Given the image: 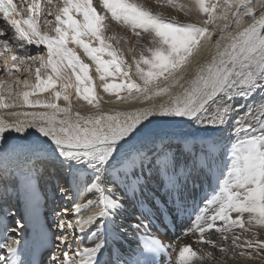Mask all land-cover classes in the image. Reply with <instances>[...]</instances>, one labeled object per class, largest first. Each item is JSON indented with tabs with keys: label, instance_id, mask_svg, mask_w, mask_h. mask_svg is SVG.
<instances>
[{
	"label": "snow or ice",
	"instance_id": "6c2138e0",
	"mask_svg": "<svg viewBox=\"0 0 264 264\" xmlns=\"http://www.w3.org/2000/svg\"><path fill=\"white\" fill-rule=\"evenodd\" d=\"M185 3L179 9L185 17L178 20L138 0H61L57 5L47 0L43 10L33 0L24 5L27 18L17 19L13 0H0V45L29 74V62H39L33 90L22 93V102L19 93L9 103L0 96V108L32 109L0 114V141L10 131L23 135L35 129L47 145V150L9 154L0 143V195L9 193L11 180L19 198L29 197L26 204L42 206L37 162L55 160L73 174V183L59 190L65 199L76 193L73 206L60 209L47 228L52 248L47 264H147L146 257L155 254L146 240L161 252L163 264H264V231L260 239L255 235L257 225L264 229V0ZM113 21L137 37L138 54L130 51L131 63L125 62L117 37L106 35ZM26 45L43 48L30 55ZM86 61L104 92L120 97L126 91L121 100L134 105L102 111ZM132 65L135 79L129 75ZM5 67L13 71L7 61ZM41 69L50 74L42 78ZM109 78L122 82L109 83ZM19 83L29 86L27 78ZM49 90L48 99L41 100L38 94ZM31 96L37 98L30 101ZM75 99L97 111H74ZM154 118L213 130L221 139L144 136ZM201 177L210 190L183 230L196 237L195 246L166 244L153 231L155 221L166 212H185L188 185L199 187ZM0 203V264H24V222L15 207ZM15 232L20 239L9 235ZM129 237L136 238L138 254L124 255L118 247Z\"/></svg>",
	"mask_w": 264,
	"mask_h": 264
},
{
	"label": "bare ground",
	"instance_id": "6f19581e",
	"mask_svg": "<svg viewBox=\"0 0 264 264\" xmlns=\"http://www.w3.org/2000/svg\"><path fill=\"white\" fill-rule=\"evenodd\" d=\"M138 2L144 3L145 6L149 7L153 12H156L160 10L161 8H163V10L166 13H170L171 15L175 16L176 19L178 20H183L185 17V13L182 11H179L181 5H183L184 7H187L185 0H160V3H157V0H138ZM93 3L95 4V0H93ZM109 33L110 34L106 33V35L111 36L114 34L119 40L118 47L121 51L124 52L125 62L131 63L132 56L130 55V51L135 49L138 54V49H139V44L137 43V37L133 33L132 29L113 21L111 24V31ZM69 47H72V45H69ZM77 52L78 54L82 55V51L80 49H77ZM205 55H207V51L202 53L201 57H198L196 60H193L191 67L195 68L196 64ZM105 59H108V58L106 57ZM6 60L7 61L11 60L10 55L8 56V59ZM88 63L90 64L89 71L92 77L93 88L98 98V102L100 103L101 110L115 112V111H119L122 109H130L134 105L135 102H124L121 100V97L126 96L127 92L122 91L120 93V97H117L114 94L104 92L102 82L100 81L98 74L95 72L94 66L91 65V62H88ZM68 71L70 72V70ZM134 71H135V65H132V71L129 73V75L133 76V79H135ZM46 74H50V70L44 69V71L42 72L43 78H46ZM72 79L74 81L75 78L73 77ZM28 81H29V87H31V85L34 83H32L31 79H28ZM108 82L109 83H121L122 80L120 78H116V79L109 78ZM4 83L1 82L0 85ZM9 88L10 87H8V91L10 90ZM25 90L32 91L33 89L32 87L30 89H27V87H25ZM72 91L74 93V89ZM7 93L9 94L10 92H7ZM50 94H51V90H49V92H46V93H39L38 96L41 100H47ZM4 97L3 99L5 103L12 102L15 99V98L10 97L9 95L4 96ZM36 98H37L36 96H31L29 99L31 101V100H35ZM21 102H22V96H21ZM58 103L61 106H66L63 100L58 101ZM72 107L74 111H79L82 115H90V114H93L95 111H97L91 105H89L87 101H84L83 99H75L72 102ZM14 110L31 111L32 109H29L26 107L22 109L0 108V114H4L6 116V114L9 111H14ZM174 133L187 134V135L199 136V137H214L217 140L221 139V137H219V135L213 130H203V129L196 128L188 123H180V122L171 123V122H166V121L155 119V118L153 119V122L147 126L143 135L149 136V135H155V134H174ZM0 143L3 144V151L8 152L9 154L19 153L21 151L30 152L32 150L40 149V148H44L45 150H47L45 138H43L35 129H28L25 131L23 135L15 131H10L9 133L6 134V139L3 141H0ZM64 170L67 172L66 176H63L62 172ZM46 171H48V175H50L48 177L50 183H53V181L57 183L62 178H63V181H62L63 187L64 185L65 187L70 186L73 183V174L66 168H63L61 165L56 163L55 160L38 161L36 179L37 180L41 179ZM196 182L199 184V187L194 189L192 184L189 183L187 191L184 194V207L186 208L185 212H176L174 210L171 212H166L164 215L160 216V218L157 221H155L153 231H155L156 234L159 235V237L166 244L167 243H180L182 246L184 242H191V244L195 246L196 237L192 236L191 234H187V235L183 234V230L192 224L194 220L193 212L196 210V204L200 202L201 196L203 195L204 191L210 190L208 183L202 177L200 179H197ZM50 183L46 187L48 190L50 189L49 187L51 186ZM56 193L57 192H55V190H50L46 198L50 202H56L57 206L60 205L62 206V208L64 207L71 208L73 206L74 198L76 196V193L74 191L71 193L68 199H65L61 194L57 196V199H54V197H56ZM16 197L18 196L16 195L15 190L12 189V187H10L9 193L7 195H0V200L6 201L9 206H12L10 205V203L12 201L14 202L16 200ZM0 206L3 207L2 203H0ZM31 206L34 207V204L33 205L31 204ZM62 208H59V209H62ZM41 210L43 209L39 208L38 213L41 216H43L44 212H42ZM70 213H68V215ZM0 215H3V214H0ZM33 217L30 216L28 218L29 222L31 221V219L34 220ZM72 218H74L73 213H72ZM9 222H12L11 219ZM182 223H184L183 228H181ZM69 231L71 232L73 230L70 229ZM76 231H77V234H79L78 230ZM261 231H264V229H261L260 226L257 225L256 230H255V235L257 239H260ZM10 234L12 233H9V235ZM178 237H179V240H177ZM3 238H4V233L2 230H0V241H2ZM144 243H145V246L149 250H152L155 254L154 259L152 256L146 257L147 264H163V256L161 255L160 251L156 250V246L147 240ZM118 247L120 248L121 252L124 255H128V256L135 255L140 252V249L137 247V241L135 237L125 238L118 244ZM105 259H109V256L107 254L105 255Z\"/></svg>",
	"mask_w": 264,
	"mask_h": 264
},
{
	"label": "rangeland",
	"instance_id": "374dc122",
	"mask_svg": "<svg viewBox=\"0 0 264 264\" xmlns=\"http://www.w3.org/2000/svg\"><path fill=\"white\" fill-rule=\"evenodd\" d=\"M13 2L20 11V15L17 16V19H26L29 14L27 13L24 5L25 4L31 5L33 0H13ZM59 2H61V0H52L53 5H57ZM39 3L41 6V9L43 10L46 3H47V0H39ZM43 18H44V16H43V14H41V16L39 18L40 22L43 21ZM48 18L54 19V17H48ZM107 33L110 34L109 32H107ZM11 35L12 34L10 33L9 36H11ZM2 39H4V37H0V40H2ZM9 42L15 44V41L12 39H9ZM42 48H43V45L39 46V48L35 45H26V50L29 52L30 55H36L38 52H40V49H42ZM15 51L19 52L21 50L18 47H16ZM0 52L3 53L2 55H0V83L5 82L4 83L5 85L4 84L0 85V90H1L0 96L2 93H3L2 97L7 96V95H9L7 92H12V91H13L12 92L13 96H10V97L15 98L16 93H19L20 96H22V93L24 91H26L25 86L23 83L17 84V81L19 80L22 82L24 79L27 78V79H31L32 83H35V76H34L35 75V68L39 66V62H36V63L29 62L31 64V68H32L31 74H29V72L24 70L26 67L25 65H20L17 62H13L12 60H10V61L6 60V59H8L9 55H10V57L12 56V54H13L12 51H6L3 49L2 45H0ZM45 53H46V49H45ZM5 61H7V67L13 68L14 72L12 71L11 73H8V71L5 67ZM17 69H19V70H17ZM43 71H44V69H41V76H42ZM89 76L91 77L90 71H89ZM42 78H43V76H42ZM3 86H5V87H3ZM8 87H10L9 91H8ZM30 88L31 87H29V86L27 87V89H30ZM2 91H4V92H2ZM46 168H48V167H46ZM62 173H63V176H66L67 172L64 170ZM49 176L50 175H48V171H46L45 174L42 176V178L37 180V185H38L40 194L43 197V199L41 197L42 206L40 205L39 201L34 203V207L26 204L25 202L27 200H29V198L27 196H25L23 199L16 197V200L14 202L12 201L10 203V205H12L13 207H15L17 209L18 218L24 222V228L22 230V241L23 242L20 245V247L23 249V251L21 252V258L23 259L24 264H32L33 260L38 261L39 264H47L48 255L52 251V248L49 247V244L51 242V234L47 233V235H46V232H47V228L53 225L54 219H55V214L60 210L59 208H62V206H60V205L57 206L56 202H50L46 198V196H48V193L50 190H55V192H57V193H56V197H54V199H57V196L61 194L59 190L63 187V185H62L63 178L60 179V181L57 183H55L53 181V183H54L53 184V183H50L49 178H48ZM9 183H10L12 189L15 190V183L11 180L9 181ZM49 183L51 184V186L49 187L50 189L48 190L46 187ZM64 187H65V185H64ZM18 205H20V206H18ZM1 208L2 207L0 206V214H4ZM39 208L44 210V211L41 210L42 212H44L43 216H41L38 213ZM0 216H3V215H0ZM30 216L31 217L34 216L33 217L34 220L31 219V221L29 222L28 218ZM68 216L72 217V213H70ZM183 225H184V223H182L181 228L184 227ZM181 228H180V230H181ZM43 230H44V232H43ZM52 231H54V228L52 229ZM10 235L17 237V239L21 238L20 232L12 233Z\"/></svg>",
	"mask_w": 264,
	"mask_h": 264
}]
</instances>
